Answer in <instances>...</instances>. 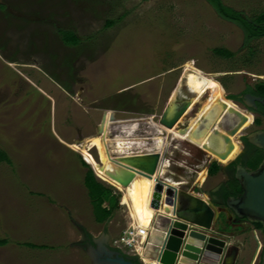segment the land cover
I'll use <instances>...</instances> for the list:
<instances>
[{"label": "rangeland", "instance_id": "rangeland-1", "mask_svg": "<svg viewBox=\"0 0 264 264\" xmlns=\"http://www.w3.org/2000/svg\"><path fill=\"white\" fill-rule=\"evenodd\" d=\"M222 2L251 18L264 12V0ZM0 7V149L11 161L0 164V241L5 240L0 264H91L73 245L80 237L75 226L95 237L105 223L93 221L83 186L86 169L79 162L84 159L73 143L96 135L104 111L119 121L151 117L158 125L187 63L216 80L225 99L241 92L264 74V42L254 41V56L247 62L240 28L219 18L204 0H0ZM109 21L113 25L107 27ZM59 29L73 32L80 43L65 46ZM219 48L236 55L219 58L212 53ZM181 91L190 97L185 86ZM248 116L230 159L240 152L238 138L255 129ZM146 132L142 127L139 138ZM165 141L170 147L165 172L182 178L187 191L196 182L208 187L221 178L205 175L206 154L197 147L168 136ZM145 148L146 141L126 153ZM89 153L98 159L94 148ZM200 172L203 183L197 179ZM98 181L119 196L105 227L110 248L136 256L119 242L129 227L121 192Z\"/></svg>", "mask_w": 264, "mask_h": 264}, {"label": "water", "instance_id": "water-1", "mask_svg": "<svg viewBox=\"0 0 264 264\" xmlns=\"http://www.w3.org/2000/svg\"><path fill=\"white\" fill-rule=\"evenodd\" d=\"M230 8L237 11V7ZM253 46L254 41L248 44V47ZM245 50L247 48H244ZM226 100L240 106L228 98ZM186 107L185 101V105L175 107L173 114L169 117L165 108L159 118L158 126L171 129ZM206 111L207 113L202 114L193 126L182 130L187 131L188 140L200 147V150L207 155H205L209 158L207 166L212 163L224 165L232 160H226V158L233 149L235 136L240 133L242 125L247 120L246 113L226 107L225 103L220 100H215ZM244 136L248 143L264 151V131H255ZM241 137L238 138L239 141ZM153 153L154 158L157 159L159 151ZM208 154L215 158H210ZM224 160L225 162H222ZM90 169L93 171L91 167ZM237 174L240 176L237 175L236 178L240 182L243 195L239 201L227 198L223 203V208L215 207L207 197H203L201 192L193 195L191 194L193 190H191L189 193L186 188L187 184L173 187L165 184L164 178L158 175L154 179L155 184L150 200V207L155 211V215L147 230L142 257L153 260L156 264H231L232 258L227 262L222 257L226 248L224 242L209 235L218 221L219 214H224L227 220L231 216L230 211L239 219L248 220L250 216H254L259 224L264 225V186L261 184L264 179V161L256 172V178L262 179L257 186H251V179L242 168H237ZM96 179L100 180L97 177ZM194 187L200 189L198 185ZM161 201L164 205L172 206L171 216L173 218L157 212L160 207L162 208ZM107 223L104 224L99 235L91 237V243L85 250L91 264H142L140 260L138 263L132 262L119 251L110 248L109 234L105 228ZM187 224L202 227L203 231L187 230ZM80 238L81 236L79 241ZM79 241L73 245L81 247Z\"/></svg>", "mask_w": 264, "mask_h": 264}, {"label": "bare ground", "instance_id": "bare-ground-1", "mask_svg": "<svg viewBox=\"0 0 264 264\" xmlns=\"http://www.w3.org/2000/svg\"><path fill=\"white\" fill-rule=\"evenodd\" d=\"M183 86H185L190 97L182 93L181 89ZM204 95H207L205 102L183 128L193 126L202 114L207 113L206 110H209L215 100L225 103L226 107L237 109L233 103L225 99L224 90L216 80L207 75V73L201 72L192 63H187L181 79L165 106L169 117L173 114L175 107L184 106L185 101L187 103L186 109H184L171 129L156 125L151 121V117L144 120L119 121L115 120L112 112L104 111L96 127V135L85 138L82 141L76 140L71 146L74 150L80 152L84 161L93 169L97 178L121 192L120 204L126 207L132 225L136 228L148 230L155 215V211L150 207V200L155 184L154 179L158 175L163 178L167 166L162 158L164 150L169 146L168 141H165L166 137L168 136L171 140L178 139L192 143L187 138V131L182 130L183 128H177V125L182 122L184 116ZM245 116L247 120L240 130L250 122V116L248 114H245ZM142 127L147 128V132L145 134L146 137L140 139L139 132ZM144 141L151 143L149 148L140 149L141 152L136 154L126 153L131 146H137L139 149ZM192 145L195 146L193 143ZM195 147L200 149L198 146ZM92 148L97 152V160L89 153ZM235 150L236 143L233 141V149L226 160L230 159ZM155 151H159L157 159L154 158L153 152ZM208 155L210 158H215L211 154ZM222 162H225V160ZM203 178L204 172L197 174L198 182H202ZM164 181L165 184L173 187L185 184L176 183L170 178H166ZM161 206L162 208L160 207L158 211L165 213V210H167V214L171 215L169 206L162 204V201ZM144 260L147 263L156 264L153 260Z\"/></svg>", "mask_w": 264, "mask_h": 264}, {"label": "flooded vegetation", "instance_id": "flooded-vegetation-1", "mask_svg": "<svg viewBox=\"0 0 264 264\" xmlns=\"http://www.w3.org/2000/svg\"><path fill=\"white\" fill-rule=\"evenodd\" d=\"M258 40L264 42L263 38L253 41ZM261 84H264V74L252 79V83H246L238 95H230L236 97V99L231 101L238 103L248 114L253 116L252 125L255 126V129L252 132L264 131V126L262 127L264 122V96L258 91V87ZM257 120L259 121L258 125L255 124ZM242 138H245V136L241 137L240 152L236 157L224 165L219 164V171L216 174H219L221 178L211 186H201L200 189L197 187L193 188V194L201 192L217 208H223V203L227 198L239 201L243 195L240 182L236 178L238 175L237 168L239 167L251 179V186H257L261 183L262 179L256 178V172L264 161V151L248 143L246 139L244 141ZM206 176L208 178L213 177L209 176L208 173ZM238 177L240 176L238 175ZM261 184L264 186V179ZM228 187H230V194L224 197ZM229 213L231 215L229 220L226 219L224 214H219L212 233H209V235L224 242L226 248L223 251V259L228 262L232 258L231 264H264V225L259 224L254 216H250L246 220L235 217L231 211ZM192 227L198 232L203 231V228L197 225H192ZM77 228L81 236L79 244L85 251L91 243L90 239L92 236L83 231L80 226L77 225Z\"/></svg>", "mask_w": 264, "mask_h": 264}, {"label": "trees", "instance_id": "trees-1", "mask_svg": "<svg viewBox=\"0 0 264 264\" xmlns=\"http://www.w3.org/2000/svg\"><path fill=\"white\" fill-rule=\"evenodd\" d=\"M215 12V14L226 21H229L237 25L243 32V48H247L244 53V59L249 62L254 56V50L248 47V44L260 38L264 39V12L260 13L254 18H248L243 16L242 13L235 11L234 9L224 5L221 0H204ZM1 9L3 7H0ZM113 25L112 21L107 22L106 26L110 27ZM61 42L67 47L77 46L80 43V38H78L73 32L68 30L59 29L57 31ZM213 55L223 58L232 59L236 53L230 52L226 49H214L212 50ZM259 93L264 96V84L258 87ZM229 100L236 99L235 96H229ZM256 125L259 124L257 120ZM245 141V138H242ZM80 165L86 169L83 177V186L86 190V196L88 203L91 207V214L93 221L97 224H104L111 220L113 212L118 208V198L119 196L115 194L111 187H107L99 182L93 174L90 167L79 158ZM0 164L11 165V161L8 155L0 149ZM219 171V164L212 163L208 167V175L214 176ZM230 187L225 191L224 197L229 195ZM89 237V236H88ZM0 244H5V240L0 241ZM23 246L28 248H44V246H36L29 243H22ZM119 251L118 249H114ZM122 254V253H121ZM123 256L129 258L132 262L138 263V258L136 256H128L122 254Z\"/></svg>", "mask_w": 264, "mask_h": 264}, {"label": "built area", "instance_id": "built-area-1", "mask_svg": "<svg viewBox=\"0 0 264 264\" xmlns=\"http://www.w3.org/2000/svg\"><path fill=\"white\" fill-rule=\"evenodd\" d=\"M169 207L171 208L170 210H172V207L171 206ZM158 213L168 218H173L171 215H168L167 213L160 211H158ZM142 237H144L143 240ZM146 237H147V229H140V228H136L134 225H131L125 231H123L122 236L119 238V242L122 245L131 248L132 251L138 257V260L142 262V264H150L147 263L142 257L143 246L145 244Z\"/></svg>", "mask_w": 264, "mask_h": 264}, {"label": "crops", "instance_id": "crops-1", "mask_svg": "<svg viewBox=\"0 0 264 264\" xmlns=\"http://www.w3.org/2000/svg\"><path fill=\"white\" fill-rule=\"evenodd\" d=\"M168 148V149H167ZM169 151V152H168ZM204 153V152H203ZM166 155H170V148H169V146H167L166 147V149L164 150V153H163V156L162 157H164V160H165V162H166V164L168 163V158L166 157ZM205 155V154H204ZM208 157H206V156H204V163H206V162H208ZM166 168H167V166H166ZM165 168V169H166ZM205 175H207V166H206V170H205ZM163 178L164 179H166V178H170V179H172L174 182H176V183H185L184 182V180L182 179V178H178V179H176V180H174L173 179V175H172V173H170L169 171H167L166 170V172L163 174ZM203 183V182H202ZM195 185H198L197 184V182L195 183ZM189 193H191V190H189L188 191ZM191 194H193V193H191ZM193 195H196V194H193ZM204 197V196H203ZM127 219L129 220V226H131L132 225V222H131V219H130V217H129V214L127 213Z\"/></svg>", "mask_w": 264, "mask_h": 264}]
</instances>
